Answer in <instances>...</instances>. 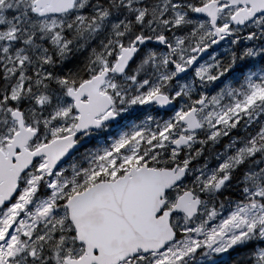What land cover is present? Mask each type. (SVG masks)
<instances>
[{
  "label": "snow or ice",
  "instance_id": "obj_1",
  "mask_svg": "<svg viewBox=\"0 0 264 264\" xmlns=\"http://www.w3.org/2000/svg\"><path fill=\"white\" fill-rule=\"evenodd\" d=\"M0 264H264V0H0Z\"/></svg>",
  "mask_w": 264,
  "mask_h": 264
}]
</instances>
